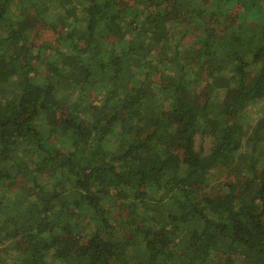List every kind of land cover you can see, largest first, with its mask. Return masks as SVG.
<instances>
[{
    "label": "trees",
    "instance_id": "16d2710c",
    "mask_svg": "<svg viewBox=\"0 0 264 264\" xmlns=\"http://www.w3.org/2000/svg\"><path fill=\"white\" fill-rule=\"evenodd\" d=\"M0 264H264V0H0Z\"/></svg>",
    "mask_w": 264,
    "mask_h": 264
},
{
    "label": "rangeland",
    "instance_id": "374dc122",
    "mask_svg": "<svg viewBox=\"0 0 264 264\" xmlns=\"http://www.w3.org/2000/svg\"><path fill=\"white\" fill-rule=\"evenodd\" d=\"M32 16L30 15L29 16V18H31ZM43 36L44 37H48V38H50V37H52L53 36V33L52 32H48V31H46V32H44L43 33ZM195 97H198V102H200V100H201V95L199 94V95H195ZM259 113L261 114V112L259 111ZM262 117V116H261ZM229 171H231V170H229ZM233 177V176H232ZM232 177H231V179H232ZM225 178H226V176H225ZM223 179V178H222Z\"/></svg>",
    "mask_w": 264,
    "mask_h": 264
}]
</instances>
